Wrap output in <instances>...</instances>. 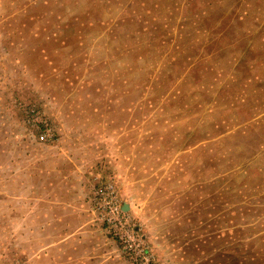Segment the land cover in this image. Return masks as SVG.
Wrapping results in <instances>:
<instances>
[{
  "label": "rangeland",
  "instance_id": "374dc122",
  "mask_svg": "<svg viewBox=\"0 0 264 264\" xmlns=\"http://www.w3.org/2000/svg\"><path fill=\"white\" fill-rule=\"evenodd\" d=\"M109 180L154 264H264V0H0V264L123 258Z\"/></svg>",
  "mask_w": 264,
  "mask_h": 264
},
{
  "label": "built area",
  "instance_id": "2783aa9c",
  "mask_svg": "<svg viewBox=\"0 0 264 264\" xmlns=\"http://www.w3.org/2000/svg\"><path fill=\"white\" fill-rule=\"evenodd\" d=\"M91 201L101 226L117 242L121 256L129 264H154L150 245L140 234L130 215L123 210L110 180L94 193Z\"/></svg>",
  "mask_w": 264,
  "mask_h": 264
},
{
  "label": "crops",
  "instance_id": "0c3cea01",
  "mask_svg": "<svg viewBox=\"0 0 264 264\" xmlns=\"http://www.w3.org/2000/svg\"><path fill=\"white\" fill-rule=\"evenodd\" d=\"M70 225L71 228L62 244L63 249L68 250L70 255L54 264H128L118 254L113 241L98 227H93L89 220L85 219V215L76 218V221ZM67 243L70 247H67ZM51 245V242L48 243V255Z\"/></svg>",
  "mask_w": 264,
  "mask_h": 264
},
{
  "label": "water",
  "instance_id": "95a60500",
  "mask_svg": "<svg viewBox=\"0 0 264 264\" xmlns=\"http://www.w3.org/2000/svg\"><path fill=\"white\" fill-rule=\"evenodd\" d=\"M122 208L125 210V209H127V206L124 204V205H122Z\"/></svg>",
  "mask_w": 264,
  "mask_h": 264
}]
</instances>
